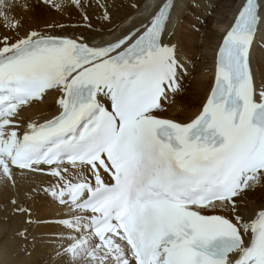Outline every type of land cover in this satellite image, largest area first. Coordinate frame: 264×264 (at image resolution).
Masks as SVG:
<instances>
[{"label": "snow or ice", "instance_id": "obj_1", "mask_svg": "<svg viewBox=\"0 0 264 264\" xmlns=\"http://www.w3.org/2000/svg\"><path fill=\"white\" fill-rule=\"evenodd\" d=\"M175 8L165 0L147 23L103 43L61 25L15 42L3 37L0 107L59 88L58 115L26 135L62 139L71 131L66 147L106 159L110 191L134 184L156 229L158 264H264V206L245 217L237 204L264 185V72L252 67L264 0H242L218 46L210 89L185 119L162 113L183 67L168 28ZM218 201L230 215L213 211Z\"/></svg>", "mask_w": 264, "mask_h": 264}, {"label": "bare ground", "instance_id": "obj_2", "mask_svg": "<svg viewBox=\"0 0 264 264\" xmlns=\"http://www.w3.org/2000/svg\"><path fill=\"white\" fill-rule=\"evenodd\" d=\"M71 1L73 0H0V45L3 44V37H8L9 42H15L32 30L61 32L62 29L57 27V22L61 20L55 19L69 9L71 16L68 17L67 26L61 25L68 35L83 33L91 37L92 43L107 42L120 36L134 22L136 26L147 23L157 8L165 2ZM193 1L197 6L200 5L193 7ZM218 2L219 0H176V8L168 28L169 33H175L172 42L179 44L183 67L180 70L179 91L169 94L162 109L167 117L185 119L199 111L210 89L215 74L217 48L242 0H237L236 3L235 0H228L226 4L220 3V7ZM122 5H126V8ZM76 7L89 18L87 23L81 22L84 27L71 26L72 22H79V14L72 11ZM210 7L217 9L215 13L218 25L212 34H207L208 46L201 47L205 51L202 57L205 62L201 66L196 57L197 33H194V29L209 18L206 13ZM104 8H107L110 15L109 20L103 19ZM49 23H52L50 28L47 27ZM164 40L167 42V35ZM252 67L257 76L264 72V39L259 37L254 46ZM193 72L197 73L196 77L191 80L192 76L189 80L188 75ZM59 94V88H52L43 93L38 101H27L21 106L13 107L7 115L0 118V138L22 135L30 126L58 115L60 109L56 100ZM60 171V175L55 176L48 166L34 170L14 168L0 159V264H96L101 259L106 261L105 264H130L128 260L118 263L111 258L114 254L122 253L124 248L121 245L116 247L107 236L104 237L107 246L98 243L93 249L96 239L86 228L89 215L80 209H74L76 201L71 202L68 199L66 180L79 181L92 173H98L96 168L68 165L64 172ZM56 186L64 189L61 197L52 193L53 189L56 191ZM237 204L240 213L245 217L253 214L260 206H264V185L242 193L237 198ZM213 211L230 215V205L218 201ZM91 248L93 250L86 257L83 254L84 251L87 252L85 249Z\"/></svg>", "mask_w": 264, "mask_h": 264}, {"label": "rangeland", "instance_id": "obj_3", "mask_svg": "<svg viewBox=\"0 0 264 264\" xmlns=\"http://www.w3.org/2000/svg\"><path fill=\"white\" fill-rule=\"evenodd\" d=\"M224 0H219V5H218V7H220V3H227L228 2V0H225L224 2H223ZM71 2H74V0L73 1H71ZM237 2V0H235V3ZM225 3V4H226ZM77 4V3H76ZM200 5V4H199ZM198 5V6H199ZM122 6H126V5H122ZM192 6L193 7H195V6H197V4H196V2H192ZM197 6V7H198ZM223 6V5H222ZM217 7V6H216ZM216 7L215 8H213V7H210V9L208 10V12L206 13V15H208V19H206L205 20V22H203V24L202 25H200L199 24V26H197V29H194V33L196 32L197 33V55H196V57H197V62L199 61V65H204V62H203V60H202V57L204 56V53H205V51L203 50V48L201 49V47H205V46H208V36H207V34L208 33H211L212 34V31H215V29H217L216 27H217V25H218V23H217V20H216V18H217V13H215V10H217L218 9V7H217V9H216ZM126 8V7H125ZM124 8V9H125ZM202 8V7H201ZM73 12H75V13H77V14H79V16H78V18H79V22H72V24H71V26H73V27H77V26H81V27H84L85 25L84 24H82L81 22L82 21H84L85 22V15L83 14V13H81L79 10H78V8L76 7V9L75 10H72ZM202 12H204L203 10H202ZM214 12V13H213ZM205 15V16H206ZM59 17L57 18V19H55V21H57V20H61V22H57V24H59V25H65V26H67L66 24L68 23V17H70L71 16V13H70V9H69V11H67V12H65V13H63L62 15H58ZM87 16V15H86ZM214 16H216V17H214ZM218 16H219V14H218ZM119 17H120V15H119ZM120 18H122V17H120ZM88 16H87V21H88ZM198 23H201L200 21L198 22ZM115 25V24H114ZM114 25H111L112 27L114 26ZM49 26H52V23H49L48 24V28H50ZM190 28V27H189ZM207 48V47H206ZM205 49V48H204ZM196 72H193V73H191L190 75H188V76H190V77H188V79L190 80V78H191V80H194V77H196ZM52 193H54V189H53V191H52ZM18 211V210H17ZM83 254H85V253H83ZM85 256L86 257H88L89 256V253H86L85 254ZM96 260V259H95ZM95 263V262H94ZM89 264H92V262L90 263L89 262ZM96 264H98L97 262H96Z\"/></svg>", "mask_w": 264, "mask_h": 264}]
</instances>
